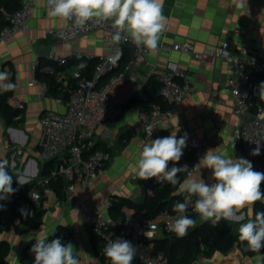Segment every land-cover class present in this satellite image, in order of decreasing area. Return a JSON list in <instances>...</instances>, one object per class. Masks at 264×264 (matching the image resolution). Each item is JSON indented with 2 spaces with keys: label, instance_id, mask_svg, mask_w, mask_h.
Wrapping results in <instances>:
<instances>
[{
  "label": "crops",
  "instance_id": "1",
  "mask_svg": "<svg viewBox=\"0 0 264 264\" xmlns=\"http://www.w3.org/2000/svg\"><path fill=\"white\" fill-rule=\"evenodd\" d=\"M47 13L46 0H36L34 14L26 30L0 45V71L7 70L8 82L15 85L13 90L5 91L11 92L8 101L14 108H18V102L25 104L22 112L15 116L11 123L6 121L0 111V159L8 161V167L15 173L17 184L20 186L31 184L35 177L45 174V163L38 144L41 133L40 117L46 109L64 111L67 98L62 90L51 93L48 87L44 89L38 84L30 86L28 82L34 75L31 63L35 60L39 63L42 59L46 72L50 73V68L55 69V74L50 73L49 76H58L63 81L74 82L75 71L81 70L90 75L99 56L109 50L101 31L83 35L75 41L60 40L50 31L65 26L68 21L50 17ZM163 15L166 18V29L161 34L158 45L171 46L176 42H189L197 51L205 52L229 40L234 50L264 58V0H247L244 7L238 6V0H164ZM52 52L60 55L82 52L93 57L74 59L59 65L50 58ZM130 55L131 48L128 47L114 73L125 69ZM149 59L151 63L159 66H164L169 59L178 61L192 79V92L171 106L170 123L160 125V131L154 137L145 136L135 110L137 106L132 103L128 104L118 119L99 125L94 133V145L99 142L107 144L112 155L103 172L96 175L86 187L77 184L75 189L62 195L48 185L42 188L43 200L35 221L23 218L18 212L19 204H16L7 223L0 226V241H7L10 246L5 264H21L24 248L36 243L34 238L37 233L47 236L49 240L59 227L74 235L72 244L80 264H102L99 256L101 240L90 231L86 222V210L101 206L109 218L116 219L132 207L122 206L120 210L112 206L105 207L103 200L106 197H128L141 201L146 193L151 194L148 187H151L150 183L156 179L140 180L135 163L143 144L157 137L171 135L176 130L177 119L178 139L187 134V139L200 137L205 141L201 152L189 155L192 165H197L208 149L216 148L217 152L230 158L243 157L250 161L241 147L240 140L234 134L239 119L234 113L233 97L227 87L231 64L215 57L200 60L193 55L177 51H164L159 57L152 53ZM49 60L52 62L49 63ZM88 61L91 62L89 70L85 71L84 62ZM71 65L72 68L68 69ZM146 70L142 71L140 77L144 87L148 83L158 86L159 82L155 76L145 77ZM46 78L42 76L39 79L47 83ZM144 87L141 95L144 93ZM220 89H223L222 93H219ZM161 101L163 104L162 98ZM98 147L100 146L96 148ZM179 162H169V168L178 167ZM189 172L192 178H202L209 184L214 182L210 169L194 168ZM188 173L184 180L188 178ZM13 195L7 199L10 205ZM185 196L186 193L183 192L182 197ZM256 209L257 203L242 209L238 213L242 216L239 222L221 220L217 223L214 219L212 221L227 225L232 231L238 232L239 223L253 219ZM149 249L154 250L152 245ZM218 252L220 251L216 253ZM222 254L224 259L218 260L217 264H264V260L260 259L264 254L244 255L238 244L228 253ZM206 259V256L200 255L195 262L205 264Z\"/></svg>",
  "mask_w": 264,
  "mask_h": 264
},
{
  "label": "built area",
  "instance_id": "2",
  "mask_svg": "<svg viewBox=\"0 0 264 264\" xmlns=\"http://www.w3.org/2000/svg\"><path fill=\"white\" fill-rule=\"evenodd\" d=\"M21 5L15 11L7 13L8 23L0 28V45L12 40L18 33L25 31L27 24L34 14L36 0H20ZM47 2V0H46ZM101 31L103 41L108 46V52L99 56L90 75L81 70L74 72V82L61 80L56 76L59 88L66 94L65 110L46 109L40 117L41 133L39 137L40 155L44 163L52 162L48 173L39 175L31 181L29 198L31 201V215L41 206L42 188L53 180L62 179L65 183L64 193L75 189L77 184L86 187L92 179L103 172L110 161L111 152L104 148H94V133L97 127L105 122L118 119L130 101L143 91L144 83L140 79L142 71L147 69L145 77L155 76L159 82V93L163 104L156 103L150 107L137 106L135 108L142 123L144 133L149 125L153 127L151 137L158 135L159 127L169 124L171 106L182 101L192 90L194 85L188 71L181 67L178 61L169 59L164 66L151 63L149 56L153 53L157 57L164 51H177L204 60L207 57L220 58L231 64V74L227 78L233 102L232 107L239 121L234 134L240 140L244 153L249 157L255 171L264 173V102L256 104L254 101L252 79L261 75L264 80V58L242 53L232 48L229 40L208 51L200 52L189 42H176L171 46L158 45L154 51L133 44L131 39L115 44L112 40L115 29L111 21H89L83 27H77L73 21H68L63 27L52 29L50 32L62 41H75L81 36ZM131 48L130 58L122 72L114 73L120 66L126 49ZM121 51L118 61L113 63L111 57L117 50ZM91 54L77 52L76 54L60 55L52 52L50 58L59 65L67 64L70 60L92 58ZM38 61L31 63L34 73L28 82L30 86L48 84L36 76ZM55 74V69L50 68ZM128 73V78L126 74ZM223 89L219 90L222 93ZM42 97V93L40 94ZM19 108H24L23 102H18ZM204 139L193 137L187 139V146L183 149V156L178 167L187 166V174L195 165L191 164L190 154L199 153L204 147ZM260 143V155H252V150ZM264 190V183H262ZM149 192H153L148 187ZM184 199L177 202H184ZM196 197H193L186 215L190 218L198 215L194 211ZM264 204V202H260ZM4 205L0 209V226L8 221L10 204L0 201ZM112 198L106 197L103 206L110 207ZM171 208L161 210L155 217H149L145 211L128 208L123 215L116 219L107 216L103 207L95 206L86 210V222L90 231L101 240L99 256L102 264H110L104 255V247L110 241L121 238L130 241L138 250L137 257L142 264H167L168 259L163 252L150 250L153 239L159 234L171 233L169 222L176 218L177 213ZM58 230V229H57ZM55 231V233L57 232ZM63 243L75 240L72 232L64 230L60 234ZM152 249V248H151ZM190 264H196L192 262Z\"/></svg>",
  "mask_w": 264,
  "mask_h": 264
},
{
  "label": "clouds",
  "instance_id": "3",
  "mask_svg": "<svg viewBox=\"0 0 264 264\" xmlns=\"http://www.w3.org/2000/svg\"><path fill=\"white\" fill-rule=\"evenodd\" d=\"M247 0H238V6L244 7ZM48 16L63 21H73L77 27L85 26L89 21H111L115 29L112 40L115 44L131 39L134 45L149 51L157 49L161 34L166 29V18L163 15L164 0H47ZM118 49L111 57L113 63L119 60ZM9 81L7 70L0 71V92L11 91L15 85ZM264 100V82L258 86L256 93ZM177 119V118H176ZM153 127L146 129L151 137ZM177 127L171 135L157 137L143 144L135 163L140 180L155 178L157 182L167 181L173 186L180 184V190L186 193L184 202L173 205L177 213L169 222V230L177 237H184L190 228L196 226V220L185 213L196 197L194 211L202 221L230 220L239 222L238 215L242 209L264 202V173L255 171L252 163L241 158H230L216 149H208L195 169L211 170L213 183L204 179L192 178L188 173L183 183L178 173L187 171V166L169 168V162L176 164L183 156L187 146V134L177 138ZM252 155H260L261 145L256 143ZM19 182V181H18ZM13 177L8 171V161L0 160V201L7 200L17 189L12 187ZM4 205L0 204V209ZM20 212L27 218L32 213L25 208ZM239 240L245 244V250L261 253L264 250V211L256 212L253 219L239 223ZM36 243L30 249L34 253V264H80L74 245L63 243L60 238L48 241L47 236L36 234ZM137 248L121 238L110 240L104 247V255L110 264H132L137 255ZM264 260V256L260 257Z\"/></svg>",
  "mask_w": 264,
  "mask_h": 264
},
{
  "label": "trees",
  "instance_id": "4",
  "mask_svg": "<svg viewBox=\"0 0 264 264\" xmlns=\"http://www.w3.org/2000/svg\"><path fill=\"white\" fill-rule=\"evenodd\" d=\"M21 5L20 0H0V28L8 23L6 18L7 13L15 11ZM49 63L52 61L49 60ZM43 60L40 59L38 63V67L36 70V76L38 78L47 77V84L49 92L56 93V91H60L56 79L54 76H49V72L45 71V65L42 64ZM90 61L84 62L85 71L89 70ZM264 82L263 77L261 75H256L252 79V89L254 95V101L256 104H261L264 100L260 99V97L256 94L258 90V86ZM11 92L0 93V111L6 121L11 123L14 120V117L19 115L23 108H14L9 103V94ZM130 103L136 106H144L150 107L156 103H162L161 96L159 93V85L152 86L150 83L146 84L144 87L143 95L139 94L135 96ZM97 146L103 147L110 151V148L107 144L99 142L97 145L93 146V149ZM111 152V151H110ZM2 160V159H0ZM52 162L45 163L44 173L49 172V168H51ZM9 173L13 177L12 187L17 189V191L12 196V204L10 205V212L15 208L16 204H19V214L25 218L24 215L20 212L21 208H25L30 211L31 201L29 198V190L31 184L20 186L17 184L16 175L11 171L8 167ZM186 174L178 173V179L180 183L183 182ZM50 187H53L58 194H64V186L65 183L62 179L53 180L49 183ZM150 186L153 188V192L151 194L146 193L144 199L141 201H135L128 197H119L112 198L111 206L120 210L122 206H128L135 208L138 211H145V213L149 217H155L161 210L171 208L173 203L183 199L182 195L178 194V190L180 189V184L176 186L171 185L167 181L157 182L152 181ZM7 201V200H3ZM40 207H37L34 211L33 215L28 216L29 220L35 221L39 214ZM264 211V204L257 202L256 212ZM123 213V212H122ZM8 217V220H9ZM196 220V226L194 228H190L188 230V234L184 237L180 238L175 235V233H164L161 236H157L153 239V249L155 252H163L167 259V264H190L195 262L200 255L206 257H212L217 251H220L224 254L228 253L235 244H238L239 249L244 255L253 256L258 253H254L251 251L245 250V244L239 240V233L232 231L227 225H219L212 220L207 222L199 220V215H195L191 217ZM66 230L63 227H59L57 232L54 233L49 242L53 239L60 238V234L62 231ZM35 243H31L27 245L21 256V264H34V253L30 251ZM10 251V246L7 241H0V264H5L6 257L8 256ZM264 254V250L261 251ZM132 264H142L141 261L136 256L132 261Z\"/></svg>",
  "mask_w": 264,
  "mask_h": 264
},
{
  "label": "water",
  "instance_id": "5",
  "mask_svg": "<svg viewBox=\"0 0 264 264\" xmlns=\"http://www.w3.org/2000/svg\"><path fill=\"white\" fill-rule=\"evenodd\" d=\"M126 78H128V73L126 74ZM178 194L182 195L183 192H179ZM216 257L214 259H206L205 264H217V261H222L224 259V255L221 252L216 253Z\"/></svg>",
  "mask_w": 264,
  "mask_h": 264
},
{
  "label": "rangeland",
  "instance_id": "6",
  "mask_svg": "<svg viewBox=\"0 0 264 264\" xmlns=\"http://www.w3.org/2000/svg\"><path fill=\"white\" fill-rule=\"evenodd\" d=\"M72 66H73V65H71V66H68V69H71V68H72ZM215 254H216V253H215ZM213 256H214V255H213ZM213 256H212V257H213ZM212 257H206V258H209V259H211Z\"/></svg>",
  "mask_w": 264,
  "mask_h": 264
}]
</instances>
